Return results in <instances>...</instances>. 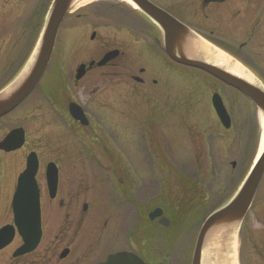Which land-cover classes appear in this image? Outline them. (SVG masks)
<instances>
[{"label":"rangeland","instance_id":"1","mask_svg":"<svg viewBox=\"0 0 264 264\" xmlns=\"http://www.w3.org/2000/svg\"><path fill=\"white\" fill-rule=\"evenodd\" d=\"M233 1L236 3L232 12L226 13ZM155 2L212 38L224 53L227 51L222 47H230L244 67L257 80L260 75L264 81V0H227L204 13L198 8V0ZM87 3L86 7H103L106 23L116 26L105 25L104 31L110 36L104 40L116 44L124 40L131 48L133 66L124 64L119 77L108 69L77 87L70 86L68 78L64 81L71 96L84 103L89 126L76 123L67 105L56 99L53 103L30 100L24 104L29 117L43 112L42 120H36L39 129L28 133L25 151L35 148L48 160L44 151L49 145L71 146V160L78 165L73 167L70 185L73 208L82 211L88 202L89 215L105 206L110 209L111 215L105 213V254L127 249L129 230L135 226L137 242L148 241V235L156 232V236L164 233L173 242L177 240V249L195 245L205 218L235 193L260 149V114L236 90L199 69L173 62L154 41L158 36L154 29L149 35L141 32L148 29V24L128 3L84 2ZM249 3L263 5L256 15L261 23L251 21V13H245ZM46 10L47 7L42 18ZM222 12L225 14L220 18L218 14ZM226 25L232 29L230 33L223 30ZM73 39L69 36V43ZM246 41L249 44L241 47ZM69 43L56 46L52 74L61 67H65V73L72 65ZM141 68L146 72L141 74ZM133 75L142 76L146 82L135 81ZM215 92L221 94L230 113L229 128L223 126L213 108L211 97ZM21 154L13 155L9 161H21ZM112 199L114 208L109 204ZM156 207L164 210L171 220L170 227L149 220V212ZM93 240L95 237L87 234L84 241L90 245ZM234 241L235 254H230V241L218 246L217 253L223 254L227 264H264V178Z\"/></svg>","mask_w":264,"mask_h":264},{"label":"flooded vegetation","instance_id":"2","mask_svg":"<svg viewBox=\"0 0 264 264\" xmlns=\"http://www.w3.org/2000/svg\"><path fill=\"white\" fill-rule=\"evenodd\" d=\"M151 1L157 4L155 0ZM198 1V8L204 13L212 7H216L217 4L225 3L227 0L207 3L205 0ZM51 2L52 0H0V92L11 85L24 71L40 37L43 19L45 18H42L43 10L46 7L48 10ZM235 3L234 1L229 3L226 13L230 14L232 12ZM262 4H253V6L250 4L251 6L247 10L245 8V13L247 11L251 13V21L259 20V23H261L260 17H256V15L259 13V9L263 8ZM80 5L86 7L88 3L82 4L81 1L72 7L60 28L55 45L56 50L58 43L63 42L64 45V43H69V36L74 38L68 44V51L73 60L72 65L67 67L65 73V67H61L52 74L51 68L53 66L50 64L41 82L30 95L13 111L0 118V141L13 129H23L25 135L24 145L20 149L11 152L0 149V231L5 230L3 240L10 238V241L0 248V264H98L104 261L109 254L119 251L133 252L148 264H192L193 244L178 245L180 247L177 249V240L173 242V239H170L164 233L158 236L157 241H151V236L148 235V241L143 242L144 239H141L142 241L137 242V236L134 235L137 226L132 227L128 233L129 247L127 249L108 251L105 254L104 233L107 225L105 213L110 214V209L105 206L102 211L99 212L96 209L95 213L89 215L90 205L88 202L83 204L82 211L73 208L70 185L73 179V167L76 168L78 165L73 164L71 160V146L49 145L44 151V154L48 156V160H45L41 152L35 148L25 151L28 133L31 129L36 131L39 129L36 120H42L40 115L43 112H35L31 115L32 117H29L30 114L24 111V104L29 103L30 100H38L36 102L40 103L45 100L53 103L52 100L56 99L62 105H67L69 112L70 103H77L83 107L88 117L83 106L84 103L78 101V97L71 96L69 87L64 85V81H67L68 78L69 85L77 87L87 78L96 77L108 69H113L114 74L119 77L124 64H129L130 68L133 66V58L130 55L131 48L125 44L124 40L117 44L104 40V37L110 36L109 32L104 31L105 25L108 28L116 26L115 24L106 23L103 7L101 6L98 9L94 6L84 8ZM157 5L218 45L212 38L202 34L201 31H198L199 29L194 28L175 11ZM135 11L148 24V29L141 32L149 35L153 33L154 29L158 34L154 41L160 45L163 51L161 31L158 26L140 10ZM221 14L225 13H219L218 16L220 18L224 17ZM88 29H91L90 34L87 33ZM223 30L230 33L232 29L230 30L229 26L226 25ZM211 32H214V30H211ZM114 33L112 36L117 38ZM87 39H89V42ZM248 44V41L243 42L241 47ZM262 46L264 47V45ZM222 48L228 53L232 52L229 50L230 47ZM114 50L118 51L114 59L102 66L97 64L106 53ZM232 56L238 59L237 55L232 54ZM91 62H94V64L91 65ZM82 64L85 65L84 72L78 79L77 71ZM145 72V68L140 69L141 74ZM48 76L50 77L48 78ZM47 78L48 81H46ZM132 78L139 83L146 82L142 76L133 75ZM261 81L264 84V81ZM153 83L156 84L157 80L154 79ZM43 126H46V124H43ZM20 152L22 153L21 161H9L13 155ZM30 152H36L39 161L36 181L39 187L41 236L38 244L33 249L19 253V250L26 246L25 237L30 238L29 233L25 236L21 233V230L29 232L35 229L34 218L31 216L25 217L24 214L17 218L14 208V196L19 175L26 168L27 157ZM50 163L55 165L58 174V184L55 192L49 190L47 183V169ZM114 200L112 199V202H109L113 208L115 207ZM155 222L159 223V219H156ZM169 226H171V223ZM87 234L92 235L93 238L95 237V241L90 242V245L84 241Z\"/></svg>","mask_w":264,"mask_h":264},{"label":"water","instance_id":"3","mask_svg":"<svg viewBox=\"0 0 264 264\" xmlns=\"http://www.w3.org/2000/svg\"><path fill=\"white\" fill-rule=\"evenodd\" d=\"M79 1L80 0H53L46 15L40 38L24 71L11 85L0 92V117L9 113L24 101L40 82L50 63L60 26L70 9ZM127 1L143 12L158 26L162 33L161 43L165 52L171 59L185 66L201 69L225 84L237 89L255 105L261 117L264 118V84L260 80L254 77L255 80L250 81L230 72L220 65L211 55L210 57L204 56L202 51L200 52L199 49L194 48V42L204 41L210 44L212 49L217 47L152 1ZM209 1L212 0H205V2ZM117 53L118 51L106 53L97 64L100 66L105 65L111 59L115 58ZM233 63H237V61L233 60ZM93 64L94 62H91V65ZM83 68L84 65L79 68L77 78L82 76ZM212 104L221 123L226 128H229L231 126V117L219 93H214L212 95ZM69 109L75 119L81 121L83 125L89 124L87 117L78 104L71 103ZM23 144V130L15 129L0 142V149L13 151L22 147ZM38 164L39 161L36 152H31L27 158L26 169L19 177L14 196L16 217L18 218L23 214L25 217L31 216L34 218L35 226L34 231L23 232L21 230V233L23 235L25 234V236L29 233L30 238L25 237L26 246L21 248L19 253L33 249V247L38 244L41 236L39 189L35 179ZM235 165L236 163L233 162V166ZM263 177L264 147L261 150L260 145L257 156L238 189L225 204L215 209L202 224L197 237L192 264H204L205 253H208L210 249L215 250L213 246H216L217 243L216 252L219 250V244H223V242L226 241H230L231 250L232 243H234L236 234L239 232V228L251 208ZM47 180L50 191L55 192L58 183V174L53 163L48 165ZM86 207L85 205V208ZM149 218L150 220L158 218L159 223L164 226L170 223V220L164 216L161 207L153 209L149 213ZM4 237L5 230L3 229L0 231V248L10 241V238L3 240ZM226 248L228 252V247ZM212 260H214V258H212ZM98 264L148 263L133 252L119 251L109 254L104 261Z\"/></svg>","mask_w":264,"mask_h":264},{"label":"bare ground","instance_id":"4","mask_svg":"<svg viewBox=\"0 0 264 264\" xmlns=\"http://www.w3.org/2000/svg\"><path fill=\"white\" fill-rule=\"evenodd\" d=\"M88 0H83L82 3L86 2ZM90 1V0H89ZM194 45L196 49H199L200 52L202 51L203 55L206 57H210V55L224 68L228 69L230 72L237 74L243 78H246L250 81L255 80L252 73L248 72L244 67H242L239 63H233L232 58H230L227 54L220 51L217 48L212 49V46L204 41H196L194 42ZM214 50V51H213ZM261 127L263 129L262 133V141H261V150L264 147V118L260 117ZM130 232V230H129ZM158 236H156V232L152 233L150 240L151 241H157ZM217 250V249H216ZM216 250H209L208 254H206V257L204 258V264H227V261L223 254H218ZM216 257H214V254ZM230 254H235V241L232 245V248L230 250ZM212 257L216 258L215 262L212 263Z\"/></svg>","mask_w":264,"mask_h":264}]
</instances>
